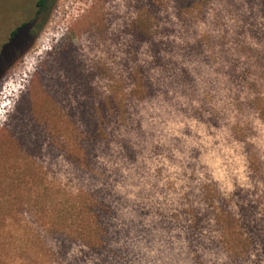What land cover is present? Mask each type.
Listing matches in <instances>:
<instances>
[{"label": "rangeland", "instance_id": "rangeland-1", "mask_svg": "<svg viewBox=\"0 0 264 264\" xmlns=\"http://www.w3.org/2000/svg\"><path fill=\"white\" fill-rule=\"evenodd\" d=\"M39 1L0 0V264H264V0Z\"/></svg>", "mask_w": 264, "mask_h": 264}, {"label": "trees", "instance_id": "trees-1", "mask_svg": "<svg viewBox=\"0 0 264 264\" xmlns=\"http://www.w3.org/2000/svg\"><path fill=\"white\" fill-rule=\"evenodd\" d=\"M46 1L47 0H40L38 2V5L40 6V8H42L44 5H46ZM102 206H103V203H102ZM102 206L100 207L99 204L95 203V209H93L90 212V214L93 216V218H92L93 220L88 221V228H90L93 224L95 226L97 225V227H98L99 223H101V213L104 212V210H102L103 209ZM213 215H214V218L216 221V225H218V227H219L221 235H225L226 232L229 235H232L233 233H235V232H233L235 230H233V227L229 223V217H230V219L235 220L234 215L231 213V209H228L227 211H222L221 209L220 210L215 209ZM189 218H190L192 225H194V226H198L200 223L205 222V219L202 218L201 216H199V214L197 212H194V213H192V215H189ZM98 228L100 230V227H98ZM190 231L188 232V234L190 233ZM80 234H81L80 235L81 240L85 241L86 244H88L92 247L98 246L95 243H91L90 241L88 242L87 241V235L85 233H80ZM253 238L254 237L251 236V239H253ZM226 239L224 240V246L227 248V250L230 251L231 250L230 248H232V247L230 246L229 242ZM232 250H233V248H232ZM232 250H231V252H232Z\"/></svg>", "mask_w": 264, "mask_h": 264}, {"label": "flooded vegetation", "instance_id": "flooded-vegetation-1", "mask_svg": "<svg viewBox=\"0 0 264 264\" xmlns=\"http://www.w3.org/2000/svg\"><path fill=\"white\" fill-rule=\"evenodd\" d=\"M47 1H48V0H47ZM47 1H46V3H47ZM45 7H46V5H44L42 8H40V6L38 5V11H37V14H36L35 18L32 19V21H34V20L39 21V24H38V23L36 24V25H38V26H37L38 29H39V28L42 26V24H43V22H42L41 20H42V14H43V12H44V10H45Z\"/></svg>", "mask_w": 264, "mask_h": 264}]
</instances>
